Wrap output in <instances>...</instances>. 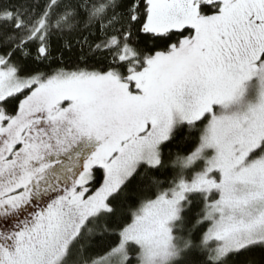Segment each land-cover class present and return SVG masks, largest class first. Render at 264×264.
I'll return each mask as SVG.
<instances>
[{
  "label": "snow or ice",
  "instance_id": "6c2138e0",
  "mask_svg": "<svg viewBox=\"0 0 264 264\" xmlns=\"http://www.w3.org/2000/svg\"><path fill=\"white\" fill-rule=\"evenodd\" d=\"M0 264H264V0H0Z\"/></svg>",
  "mask_w": 264,
  "mask_h": 264
}]
</instances>
